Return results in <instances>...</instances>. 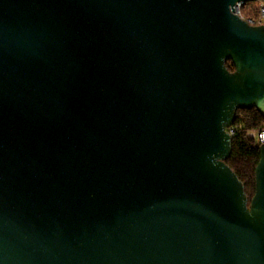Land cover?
I'll list each match as a JSON object with an SVG mask.
<instances>
[{"label": "water", "instance_id": "1", "mask_svg": "<svg viewBox=\"0 0 264 264\" xmlns=\"http://www.w3.org/2000/svg\"><path fill=\"white\" fill-rule=\"evenodd\" d=\"M241 1L0 0V264H264V143L250 198L225 162L264 116Z\"/></svg>", "mask_w": 264, "mask_h": 264}, {"label": "trees", "instance_id": "2", "mask_svg": "<svg viewBox=\"0 0 264 264\" xmlns=\"http://www.w3.org/2000/svg\"><path fill=\"white\" fill-rule=\"evenodd\" d=\"M257 1H246L245 14H252ZM229 69L233 66L229 60L226 61ZM234 133L231 135V154L225 160L229 167L236 173L244 185V190L251 197L254 191V166L259 157L258 145L246 136L249 129L264 125V116L254 107L240 108L236 110L234 122Z\"/></svg>", "mask_w": 264, "mask_h": 264}, {"label": "built area", "instance_id": "3", "mask_svg": "<svg viewBox=\"0 0 264 264\" xmlns=\"http://www.w3.org/2000/svg\"><path fill=\"white\" fill-rule=\"evenodd\" d=\"M256 6L252 14H245L244 8L245 2H237L232 9V12L238 15L240 18L246 20L249 24L257 25L264 23V0H256ZM234 124L226 128V130L232 135L235 131ZM246 136L251 138L255 144L259 145L264 143V125L249 129L246 132Z\"/></svg>", "mask_w": 264, "mask_h": 264}]
</instances>
